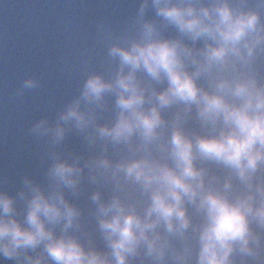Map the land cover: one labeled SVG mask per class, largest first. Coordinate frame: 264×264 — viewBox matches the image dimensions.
Masks as SVG:
<instances>
[{"label": "clouds", "instance_id": "9594fccd", "mask_svg": "<svg viewBox=\"0 0 264 264\" xmlns=\"http://www.w3.org/2000/svg\"><path fill=\"white\" fill-rule=\"evenodd\" d=\"M95 32L29 130L42 173L0 180V264H264V0H135Z\"/></svg>", "mask_w": 264, "mask_h": 264}, {"label": "water", "instance_id": "95a60500", "mask_svg": "<svg viewBox=\"0 0 264 264\" xmlns=\"http://www.w3.org/2000/svg\"><path fill=\"white\" fill-rule=\"evenodd\" d=\"M134 8L135 0H0V180L9 190L45 167L47 146L31 125L54 118L77 93L85 58L99 67L104 47L96 23L119 27ZM28 75L39 76L41 86L15 95Z\"/></svg>", "mask_w": 264, "mask_h": 264}]
</instances>
